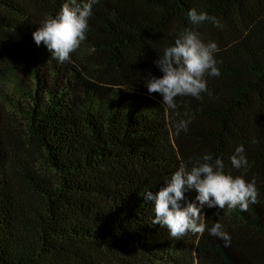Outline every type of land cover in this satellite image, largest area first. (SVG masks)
I'll use <instances>...</instances> for the list:
<instances>
[{
  "label": "trees",
  "instance_id": "obj_1",
  "mask_svg": "<svg viewBox=\"0 0 264 264\" xmlns=\"http://www.w3.org/2000/svg\"><path fill=\"white\" fill-rule=\"evenodd\" d=\"M65 2L0 0V81L23 75L12 98L0 96V264H134L126 253L149 264H264V0H99L61 63L32 34ZM192 8L221 22L194 29L217 44L221 75L205 77L211 95L178 96L169 110L146 84L163 75V49L193 27ZM180 119L191 122L177 136ZM240 145L248 165L235 169ZM205 153L225 174L256 178L247 212L202 209L229 247L207 229L173 238L144 199ZM184 196L182 207L196 192Z\"/></svg>",
  "mask_w": 264,
  "mask_h": 264
},
{
  "label": "clouds",
  "instance_id": "obj_2",
  "mask_svg": "<svg viewBox=\"0 0 264 264\" xmlns=\"http://www.w3.org/2000/svg\"><path fill=\"white\" fill-rule=\"evenodd\" d=\"M99 0H67L61 5L53 17L46 16L38 29L33 32L37 45L44 43L51 52V57L58 62H68L71 53L76 51L86 39L88 20L92 8ZM187 19L192 28H184L171 44L163 49L161 56L155 60V66L163 74L161 77L150 76L146 84L149 94L159 93L162 104L169 110H176L175 98L192 96L202 99V93L211 95L207 87L206 76L221 75L215 54L218 47L215 42H203L194 29L204 22H210L216 27H222L221 22L204 11L189 9ZM190 120L180 119L174 123V134L187 132ZM252 143H258L253 138ZM244 147L237 146L230 157L231 165L241 169L248 165L244 155ZM222 158H213L211 153L189 158L181 163L178 169L164 182L155 194L148 191L144 199L153 203L154 218L151 223L166 227L173 238L179 239L188 232L203 234L207 229L210 235L221 239L224 247L231 244V236L224 230L221 223H214L210 229L203 220L204 207H218L229 211L239 208L247 212L249 205H255L258 197L256 178L246 181L242 176L233 177L225 174ZM196 192L195 202H189L182 207L180 201L185 199L186 191ZM198 202V203H197Z\"/></svg>",
  "mask_w": 264,
  "mask_h": 264
},
{
  "label": "rangeland",
  "instance_id": "obj_3",
  "mask_svg": "<svg viewBox=\"0 0 264 264\" xmlns=\"http://www.w3.org/2000/svg\"><path fill=\"white\" fill-rule=\"evenodd\" d=\"M20 78H23V75L19 74ZM19 75H15L10 77L9 79H5L0 81V96H6V98H12V93H11V89L14 86V84L17 83L18 79H19ZM26 81V80H25ZM17 128L19 130H22V126L21 125H17ZM128 260L130 262H133L134 264H149L146 260L141 259L137 254H131V253H126Z\"/></svg>",
  "mask_w": 264,
  "mask_h": 264
}]
</instances>
